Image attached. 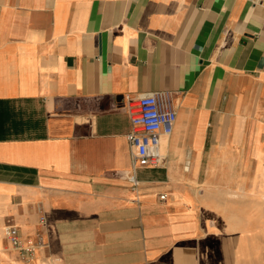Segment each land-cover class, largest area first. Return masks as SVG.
<instances>
[{
	"label": "crops",
	"instance_id": "crops-1",
	"mask_svg": "<svg viewBox=\"0 0 264 264\" xmlns=\"http://www.w3.org/2000/svg\"><path fill=\"white\" fill-rule=\"evenodd\" d=\"M0 264H264V0H0Z\"/></svg>",
	"mask_w": 264,
	"mask_h": 264
},
{
	"label": "built area",
	"instance_id": "built-area-1",
	"mask_svg": "<svg viewBox=\"0 0 264 264\" xmlns=\"http://www.w3.org/2000/svg\"><path fill=\"white\" fill-rule=\"evenodd\" d=\"M174 96L169 92H156L141 96L135 104L128 107L131 131L128 141L132 156V174L130 181L137 186L136 172L139 167H159L161 164L160 142L162 136H170L177 121V110ZM165 199V196H161ZM4 234L10 243L20 248L19 231L8 225ZM35 245L28 242L22 252L31 253Z\"/></svg>",
	"mask_w": 264,
	"mask_h": 264
}]
</instances>
